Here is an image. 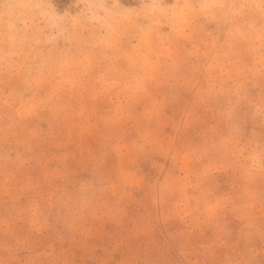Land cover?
Listing matches in <instances>:
<instances>
[{
  "label": "rangeland",
  "instance_id": "obj_1",
  "mask_svg": "<svg viewBox=\"0 0 264 264\" xmlns=\"http://www.w3.org/2000/svg\"><path fill=\"white\" fill-rule=\"evenodd\" d=\"M0 264H264V0H0Z\"/></svg>",
  "mask_w": 264,
  "mask_h": 264
}]
</instances>
